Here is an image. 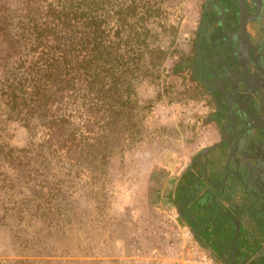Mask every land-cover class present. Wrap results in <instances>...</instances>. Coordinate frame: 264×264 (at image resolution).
<instances>
[{
    "label": "trees",
    "instance_id": "1",
    "mask_svg": "<svg viewBox=\"0 0 264 264\" xmlns=\"http://www.w3.org/2000/svg\"><path fill=\"white\" fill-rule=\"evenodd\" d=\"M185 1L0 0L6 44L0 58V226L62 225L82 195L93 201L91 212L83 210L89 227L99 240H111L112 229L125 221V212L109 207L114 175L117 187L132 181L124 177L138 145L147 133L152 141L164 137V126L150 125L156 106L165 103L164 95L175 94L177 103L170 104L184 107L203 100L178 88L186 75L203 86L197 66L186 62L194 58L195 37L190 55L175 53L167 66ZM161 78L165 92L142 98L141 84L156 88ZM206 103L209 112L182 121V130L170 132L172 142H180L181 131L196 137L215 128L216 104L211 97ZM10 126L24 132L22 145L5 138ZM183 179L167 195L168 209L183 199ZM123 196V208L141 200L130 190Z\"/></svg>",
    "mask_w": 264,
    "mask_h": 264
},
{
    "label": "flooded vegetation",
    "instance_id": "2",
    "mask_svg": "<svg viewBox=\"0 0 264 264\" xmlns=\"http://www.w3.org/2000/svg\"><path fill=\"white\" fill-rule=\"evenodd\" d=\"M195 40L216 135L187 165L177 213L212 264H264V0H202Z\"/></svg>",
    "mask_w": 264,
    "mask_h": 264
},
{
    "label": "rangeland",
    "instance_id": "3",
    "mask_svg": "<svg viewBox=\"0 0 264 264\" xmlns=\"http://www.w3.org/2000/svg\"><path fill=\"white\" fill-rule=\"evenodd\" d=\"M185 2L186 5L182 8V21L174 39L167 66L172 64L175 53L190 55L192 50L202 2L201 0H186ZM5 50L6 44L0 39L1 59ZM186 62L189 64L191 59H187ZM186 77L184 84L180 82L178 88L182 92L187 90L186 93L190 97L198 96L203 100L195 106L189 103L184 107L170 104L171 99L177 103L175 94L164 95L165 103L156 106L157 121L150 125L152 128L158 125L164 126L166 128L164 137L158 135L155 141H152L150 133H147L145 141L138 145L133 154L131 170L124 177L127 179L130 176L132 181L126 180L121 187H117L119 183L116 181L119 175H114V190L109 207L116 205L115 212H125V221L121 222L122 225L119 226L121 229L117 226L112 229L111 240L108 241L105 236L99 240L95 236L93 229L89 227L90 217H85L83 214V210L87 213L93 210V201L79 194L77 199H72L78 209L74 208V213H70V209H67L68 216L62 225L46 224L45 226L44 223L32 225L28 222L22 225L0 226V260H3V264H7L10 260L20 259L36 260L39 264H94L103 254L123 251L128 241L129 231L136 222L153 215L152 206L156 205L158 209H168L171 202L167 201V195L169 196L177 179L185 174L187 165L198 150L213 141L216 135L213 128L203 129L196 137H193L192 132L187 130L181 131L180 142L171 141L174 136L170 132L174 129L182 130V121L186 124L193 119L195 114L200 112L206 114L210 110L206 103L210 98L206 88L198 83L190 82L188 75ZM160 91L165 92L162 78L158 80L156 88L151 87L146 81L140 86L142 98H154ZM24 136V132L18 126H10V132L5 134V138L13 145H22ZM183 182L185 185L184 179ZM128 190L137 196L136 199H141L136 207L131 205L122 207L120 201ZM187 207L184 204V209ZM178 208L182 209V205H175V210L172 207L168 210L178 212ZM70 216L71 221L68 219ZM135 216H139V219L132 222ZM117 239L120 240L117 241ZM239 259L241 260L240 255Z\"/></svg>",
    "mask_w": 264,
    "mask_h": 264
},
{
    "label": "built area",
    "instance_id": "4",
    "mask_svg": "<svg viewBox=\"0 0 264 264\" xmlns=\"http://www.w3.org/2000/svg\"><path fill=\"white\" fill-rule=\"evenodd\" d=\"M211 263V256L198 248L177 211L163 208L134 224L123 251L103 254L94 264Z\"/></svg>",
    "mask_w": 264,
    "mask_h": 264
},
{
    "label": "water",
    "instance_id": "5",
    "mask_svg": "<svg viewBox=\"0 0 264 264\" xmlns=\"http://www.w3.org/2000/svg\"><path fill=\"white\" fill-rule=\"evenodd\" d=\"M260 0H258V2H259ZM242 13H245L244 12V8H242ZM258 15V14H257ZM246 23V21L245 20H242V23H241V28L243 27V25ZM243 29H245V28H243ZM210 149V148H209ZM209 149H207V150H205V151H201V152H199L198 153V156H200V155H202L204 152H207Z\"/></svg>",
    "mask_w": 264,
    "mask_h": 264
},
{
    "label": "crops",
    "instance_id": "6",
    "mask_svg": "<svg viewBox=\"0 0 264 264\" xmlns=\"http://www.w3.org/2000/svg\"><path fill=\"white\" fill-rule=\"evenodd\" d=\"M211 142H209L208 144H210ZM207 144V145H208ZM183 189H184V186H183ZM197 244H198V248L199 249H201V250H203V251H205L206 253H207V251L209 252V250L208 249H206V247H204L202 244H199L198 242H197ZM216 253V252H215ZM212 264V263H211Z\"/></svg>",
    "mask_w": 264,
    "mask_h": 264
}]
</instances>
